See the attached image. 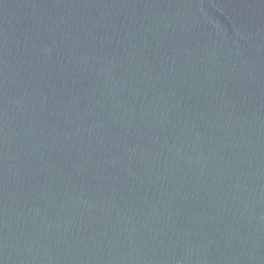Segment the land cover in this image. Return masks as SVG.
<instances>
[{
	"label": "water",
	"instance_id": "water-1",
	"mask_svg": "<svg viewBox=\"0 0 264 264\" xmlns=\"http://www.w3.org/2000/svg\"><path fill=\"white\" fill-rule=\"evenodd\" d=\"M0 264H264V0H0Z\"/></svg>",
	"mask_w": 264,
	"mask_h": 264
}]
</instances>
